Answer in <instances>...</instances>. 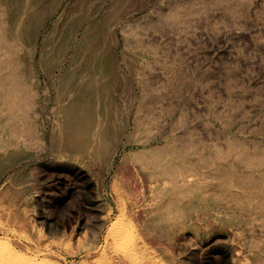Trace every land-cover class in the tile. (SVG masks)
Listing matches in <instances>:
<instances>
[{
    "label": "rangeland",
    "instance_id": "obj_1",
    "mask_svg": "<svg viewBox=\"0 0 264 264\" xmlns=\"http://www.w3.org/2000/svg\"><path fill=\"white\" fill-rule=\"evenodd\" d=\"M263 191L264 0H0V264H264Z\"/></svg>",
    "mask_w": 264,
    "mask_h": 264
},
{
    "label": "bare ground",
    "instance_id": "obj_2",
    "mask_svg": "<svg viewBox=\"0 0 264 264\" xmlns=\"http://www.w3.org/2000/svg\"><path fill=\"white\" fill-rule=\"evenodd\" d=\"M124 104V103H123ZM124 106H126V105H124ZM122 107V106H121ZM122 109H124V108H122ZM126 110V109H125ZM119 112V111H118ZM126 112V111H125ZM124 113V112H123ZM124 115H122V117H123ZM119 117V116H118ZM103 118V117H102ZM124 118V117H123ZM121 120V119H120ZM119 120V121H120ZM60 124V123H59ZM121 125H122V122L120 123ZM60 129V128H59ZM119 130H121V129H119ZM60 132V134H61V131H59ZM123 132V131H122ZM57 133H58V130H57ZM118 134V133H117ZM60 136V135H59ZM56 137V136H55ZM60 137H62V136H60ZM106 144H107V142H106ZM108 145V144H107ZM252 187H254V186H252ZM261 189H262V187H261ZM255 191V190H254ZM246 192V191H245ZM247 192H248V190H247ZM264 192V191H263ZM257 193H259L258 191H257ZM247 195H248V193H247ZM261 206V205H260ZM4 255V254H3ZM11 255V254H10ZM25 260V259H24ZM26 261V260H25ZM14 264V263H13Z\"/></svg>",
    "mask_w": 264,
    "mask_h": 264
}]
</instances>
